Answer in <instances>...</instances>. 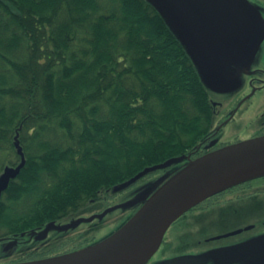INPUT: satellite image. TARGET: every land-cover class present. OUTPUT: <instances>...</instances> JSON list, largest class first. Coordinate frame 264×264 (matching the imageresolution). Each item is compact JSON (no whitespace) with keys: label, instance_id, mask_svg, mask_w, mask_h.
<instances>
[{"label":"trees","instance_id":"16d2710c","mask_svg":"<svg viewBox=\"0 0 264 264\" xmlns=\"http://www.w3.org/2000/svg\"><path fill=\"white\" fill-rule=\"evenodd\" d=\"M199 77L147 0H0V172L20 162L16 136L25 157L1 222L16 184L19 234L183 154L207 128Z\"/></svg>","mask_w":264,"mask_h":264},{"label":"water","instance_id":"95a60500","mask_svg":"<svg viewBox=\"0 0 264 264\" xmlns=\"http://www.w3.org/2000/svg\"><path fill=\"white\" fill-rule=\"evenodd\" d=\"M147 1L177 36L204 85L215 93L234 91L264 37V21L258 8L247 0ZM14 145L20 163L16 168H4L0 175V197L25 164L17 136ZM182 160V157L173 158L146 168L114 191ZM262 176L264 136L219 148L191 160L168 178L165 176L149 184L148 188H152L142 193L147 197L141 207L100 242L72 253L17 264H147L167 229L184 213L219 192ZM92 219H79L55 229L66 230ZM176 264L198 262L177 260Z\"/></svg>","mask_w":264,"mask_h":264},{"label":"flooded vegetation","instance_id":"af4514ba","mask_svg":"<svg viewBox=\"0 0 264 264\" xmlns=\"http://www.w3.org/2000/svg\"><path fill=\"white\" fill-rule=\"evenodd\" d=\"M248 1L258 8L264 21V0ZM245 71L247 72L239 77L240 84L234 91L226 94L215 93L208 98V107L214 114V120L205 122L207 128L191 147L184 149L183 155L192 160L230 144L264 136V37ZM163 174L165 172L132 189L130 186L122 192L113 193L119 195L115 201L107 200L111 193L101 194L90 200L93 205L99 204V207L96 209L94 206L92 214L88 217L100 215L115 206L121 207L102 218L96 217L88 222L85 236L111 227L110 232L119 226L140 207L146 197L142 195L143 191L147 192L152 188L144 189V186L159 179ZM101 196L106 198L105 201L101 200ZM127 202H131V206L125 207ZM108 217H112L109 223ZM63 220L57 218L51 222L54 226L70 222ZM78 228L80 226L76 229ZM78 230L50 231L43 236V229L32 228L34 232L29 236L17 238V235H12L14 237L8 238L7 241L2 239L0 264L49 258L82 249L96 242L95 240L76 248L54 251L63 239L70 238ZM9 245L14 247L10 249ZM161 248H164L161 256L156 259L152 257L149 264H176L177 260L198 264H264V176L219 192L187 211L168 229L154 256ZM171 251L172 253H169ZM15 253L19 256L14 257Z\"/></svg>","mask_w":264,"mask_h":264},{"label":"rangeland","instance_id":"374dc122","mask_svg":"<svg viewBox=\"0 0 264 264\" xmlns=\"http://www.w3.org/2000/svg\"><path fill=\"white\" fill-rule=\"evenodd\" d=\"M36 71L38 72L37 67H36ZM55 112L56 111H54L53 114H56ZM142 170H140L138 173H140ZM162 173H163L162 171H160V172L156 171L155 173H151L148 176L146 175L142 180L138 181L136 184H134V185L132 184L130 189H132V187L138 186L139 183H143V182L149 181L151 179H154V178L158 177L159 175H161ZM25 189L27 190V184L26 183L16 184L13 187L12 191L8 194L9 196L4 200V208H3V210L5 211L7 209L8 211H10L11 209H13L12 212L8 213V215H9V217L12 215V213L13 214L15 213V215L11 216L9 219L7 217L5 220H2V222L0 220V244H2V239L6 238L8 235H10V234L14 235V230L15 229L16 230H22L23 229L22 228V226H23L22 223H24L26 220H28L31 217V216L30 217L29 216L23 217V215L25 214V212L27 210V205H28L27 201L25 202L22 198L14 201V202L11 201L12 198H14L13 196L16 193V191H23ZM122 195H124V194H122ZM113 196H116V197H113ZM117 198H119V195L111 193V196H108L107 200L108 201H115V200H117ZM105 199L106 198H103L101 196V200L102 201H105ZM91 201H89L86 204L85 208L83 207L84 210H82L79 214L72 215L70 220H66V221L73 222V221H75V219H77L80 216L81 217L90 216L92 214V212H93L92 208H94V206L96 207V209L99 207V204L96 203V204L93 205L91 203ZM15 206H17V207H15ZM104 207H105V204H104ZM114 211H116V210H114ZM112 217H108L107 223L110 222ZM19 224H21V225H19ZM16 226H17V228H15ZM117 227H118V225H117ZM76 228H74V229L75 230L79 229V230L76 231L75 233H73L70 236V238L67 237V238L63 239L62 242H60L61 245H59L58 248H56V250H54V251H62L63 249L76 248V247H79V246H82V245H85V244H89L92 241H95V240L97 241V240L101 239L102 237L105 238L108 235L109 229L111 227H109V229H105L104 231L91 232V234L88 235V236H85L86 235V232H85L86 224H81L80 228H78V229H76ZM30 229H32V228H30ZM115 229H116V227L113 230H111V232L114 231ZM176 243H177V241H176ZM177 245H178V243H177ZM163 250H164V248H161L160 252L156 256H153V259H156V257H160L161 253H163ZM169 253H172V251L169 252ZM2 254H3V252H2ZM17 256H19V255L17 253H15L14 257H17Z\"/></svg>","mask_w":264,"mask_h":264},{"label":"bare ground","instance_id":"6f19581e","mask_svg":"<svg viewBox=\"0 0 264 264\" xmlns=\"http://www.w3.org/2000/svg\"><path fill=\"white\" fill-rule=\"evenodd\" d=\"M200 78V77H199ZM200 81H201V83L204 85V83L202 82V80H201V78H200ZM204 87L207 89V91H210L205 85H204ZM199 115V114H198ZM199 120L200 121H204V122H212V120H214V114H213V112L210 110V112H208V113H206V114H202V116H199ZM16 149V148H15ZM21 149H22V147H21ZM23 152V151H22ZM184 160H185V162H184ZM191 161V159H189L188 158V156L187 157H185L184 159H183V164H182V167L184 166V165H186L187 163H189ZM6 167H9V166H5V167H3V168H6ZM3 170V169H2ZM127 182H129L128 180H126ZM118 184H114L112 187H110L109 189H104V190H100V191H98L96 194L97 195H109L110 193H113L112 192V189L115 187V186H117ZM130 187V186H129ZM128 187V188H129ZM127 188V189H128ZM70 218H71V215H66V216H64L63 217V219H65V220H70ZM35 219V218H34ZM51 221L52 220H49V219H45V220H43V221H41V222H38V226H34L33 228H37V230L39 229V230H41V229H43V231H47L48 229H50V231H53V232H57V230L56 229H53L54 228V225L51 223ZM49 231V232H50ZM25 235L26 236H29L32 232H34V231H32V229H30V228H27L25 231ZM48 232V233H49ZM21 233H23V232H20L19 234L17 233V234H15L14 233V236L15 235H21ZM54 234V233H53ZM14 236H12L11 234L10 235H8L6 238H4V241H7L8 240V238H13ZM14 247V245H9V248L11 249V248H13ZM9 250V249H8ZM8 250H6V252L8 251ZM43 259H45V258H40V259H37V260H32L31 262H36V261H41V260H43ZM18 263H25V262H18ZM17 264V263H16Z\"/></svg>","mask_w":264,"mask_h":264}]
</instances>
